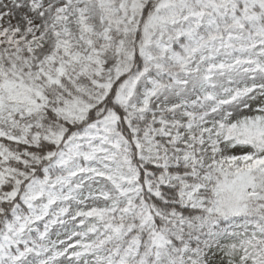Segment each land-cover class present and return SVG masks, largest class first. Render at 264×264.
<instances>
[{
    "label": "snow or ice",
    "instance_id": "snow-or-ice-1",
    "mask_svg": "<svg viewBox=\"0 0 264 264\" xmlns=\"http://www.w3.org/2000/svg\"><path fill=\"white\" fill-rule=\"evenodd\" d=\"M0 264H264V0H0Z\"/></svg>",
    "mask_w": 264,
    "mask_h": 264
}]
</instances>
